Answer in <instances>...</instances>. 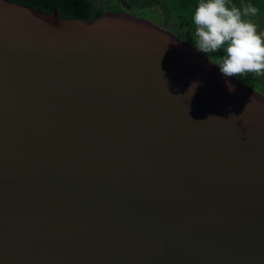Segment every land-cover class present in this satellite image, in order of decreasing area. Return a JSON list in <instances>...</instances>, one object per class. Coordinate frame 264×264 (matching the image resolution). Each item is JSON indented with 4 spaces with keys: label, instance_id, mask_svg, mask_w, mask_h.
<instances>
[{
    "label": "water",
    "instance_id": "water-1",
    "mask_svg": "<svg viewBox=\"0 0 264 264\" xmlns=\"http://www.w3.org/2000/svg\"><path fill=\"white\" fill-rule=\"evenodd\" d=\"M0 264H264V95L147 19L0 0Z\"/></svg>",
    "mask_w": 264,
    "mask_h": 264
},
{
    "label": "clouds",
    "instance_id": "clouds-1",
    "mask_svg": "<svg viewBox=\"0 0 264 264\" xmlns=\"http://www.w3.org/2000/svg\"><path fill=\"white\" fill-rule=\"evenodd\" d=\"M258 11L251 4L241 11L235 5L229 6V0H198L194 11L196 48L206 54L224 49L218 65L225 77L264 73V35L247 18ZM196 87V83L191 86V94ZM228 88L235 91L230 83Z\"/></svg>",
    "mask_w": 264,
    "mask_h": 264
},
{
    "label": "trees",
    "instance_id": "trees-1",
    "mask_svg": "<svg viewBox=\"0 0 264 264\" xmlns=\"http://www.w3.org/2000/svg\"><path fill=\"white\" fill-rule=\"evenodd\" d=\"M40 9L48 14L57 10L61 17L81 18L92 21L97 16L106 11L119 12L124 10L121 0H11ZM134 6H139L150 0H126ZM251 4L258 8L255 16L247 17L257 25V31L264 35V0H229V6L235 5L243 10V7ZM167 17L158 16L153 10L150 15H154V20L161 22L166 28L172 30L182 39H188L196 46L194 11L198 7V0H166ZM213 62L219 64L221 58L225 55L224 49L215 53H204ZM240 82L252 87L260 94L264 95V73H247L236 76Z\"/></svg>",
    "mask_w": 264,
    "mask_h": 264
},
{
    "label": "flooded vegetation",
    "instance_id": "flooded-vegetation-1",
    "mask_svg": "<svg viewBox=\"0 0 264 264\" xmlns=\"http://www.w3.org/2000/svg\"><path fill=\"white\" fill-rule=\"evenodd\" d=\"M151 1V0H150ZM121 4H122V7L124 10L122 11H119V12H123V13H127L129 15H132L134 17H137V18H143V19H146L148 18L149 21H152L164 28H166L165 26H163V24L160 22H157L154 20V15H150V13H146L145 11L147 12H151V10H149V8H146L145 5H146V2L143 3V4H140L139 6H134L133 4L127 2L126 0H121ZM145 7V8H144ZM106 12H112V11H106ZM105 12V13H106ZM116 13V12H115ZM157 14V13H156ZM158 16H162L161 13H158L157 14ZM147 19V20H148ZM168 29V28H167Z\"/></svg>",
    "mask_w": 264,
    "mask_h": 264
},
{
    "label": "rangeland",
    "instance_id": "rangeland-1",
    "mask_svg": "<svg viewBox=\"0 0 264 264\" xmlns=\"http://www.w3.org/2000/svg\"><path fill=\"white\" fill-rule=\"evenodd\" d=\"M146 8H149V10H153L155 13H161L163 18L166 19L167 17V5H166V0H151L149 1L146 5ZM144 7V8H145ZM148 19V18H146ZM149 20V19H148ZM164 26V25H163ZM172 31V30H171ZM177 35V34H176ZM178 36V35H177ZM182 39V38H181ZM189 43H191L188 39H183ZM192 44V43H191Z\"/></svg>",
    "mask_w": 264,
    "mask_h": 264
}]
</instances>
